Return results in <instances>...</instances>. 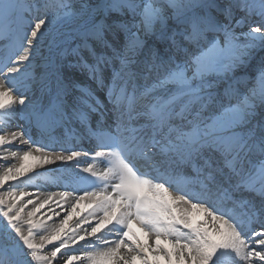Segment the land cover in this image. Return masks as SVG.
Listing matches in <instances>:
<instances>
[{
	"label": "snow or ice",
	"instance_id": "1",
	"mask_svg": "<svg viewBox=\"0 0 264 264\" xmlns=\"http://www.w3.org/2000/svg\"><path fill=\"white\" fill-rule=\"evenodd\" d=\"M0 20V264H264V56L251 63L264 0H0ZM70 23L110 107L88 88L71 95L57 54ZM71 121L96 150L51 142ZM82 156L62 178L72 191L25 190Z\"/></svg>",
	"mask_w": 264,
	"mask_h": 264
},
{
	"label": "bare ground",
	"instance_id": "2",
	"mask_svg": "<svg viewBox=\"0 0 264 264\" xmlns=\"http://www.w3.org/2000/svg\"><path fill=\"white\" fill-rule=\"evenodd\" d=\"M20 2L22 4H27L28 0H20ZM77 3L80 2V0H76ZM226 2H221V4H224ZM236 14V15H235ZM236 11L234 12V16L236 19H238ZM243 14V13H242ZM4 22L2 20H0V25H2ZM243 25H241L240 27L237 28V30L239 31V29L242 27ZM75 27L74 24L70 23L68 26H60V31L64 33L66 40L60 45V49L58 50L59 54L60 52H62L63 54L60 56V61L62 64V69H63V73L64 75L67 76L68 80L72 82V84L78 86V87H83V88H90L92 83L89 80V78L87 76L84 75V73L81 71H79L74 65V59L70 56V54H68L70 51H72L73 49H75L77 47V44L79 43L78 39L74 38V33H73V28ZM247 29V28H246ZM147 45L149 46H153L154 43H157L155 41V37H148L147 41H146ZM145 52H147V48L145 49ZM264 51H259V52H255L253 54L254 58L251 61V63H256L261 56H263ZM49 55V46L47 45L46 42H42L41 47L39 49V51L37 52V61L42 63L43 59L45 57H47ZM140 59H144V56L141 55ZM81 69V68H80ZM235 74L236 75H240L243 76L245 74V70L243 69H236L235 70ZM141 80H144L146 85H151L153 80L155 79V76H152L150 78H148L147 80L143 79V78H139ZM91 84V85H90ZM142 84V83H141ZM77 87H74L72 89V91H74ZM139 90H142L141 88H138ZM33 93L35 96H37V89H33ZM14 162V161H13ZM81 163V160H80ZM8 164L3 162L2 160V156H0V171H2L5 167H7ZM54 167H59V169L62 172H66L67 170H69V166H65L63 164H60L59 162H57L56 164L53 165H47L45 166L43 169L40 170L41 175L39 177H33V181L32 183L25 189L26 191L29 192H36L37 189L39 190V192L41 194H46L49 192H59L53 189H50L46 186H43L42 183L40 182L42 174L44 172L45 169H51ZM177 195V194H175ZM82 206L84 207L85 211L88 210V204L87 202H82ZM29 208H31V205H29ZM47 211V206H45L44 209H41V212H46ZM57 211H59V209H57ZM38 216L40 215V213L37 214ZM63 216V212H61V217ZM192 216L194 219L197 220H202L204 219L203 213L198 211V210H193L192 212ZM54 220H58L59 218L57 217H53ZM76 217H73V220H75ZM49 223H51V221H49ZM71 223V222H70ZM210 226V225H209ZM51 245L48 246V249H51Z\"/></svg>",
	"mask_w": 264,
	"mask_h": 264
},
{
	"label": "rangeland",
	"instance_id": "3",
	"mask_svg": "<svg viewBox=\"0 0 264 264\" xmlns=\"http://www.w3.org/2000/svg\"><path fill=\"white\" fill-rule=\"evenodd\" d=\"M220 2H227V0H220ZM237 13H239V14H237V18L238 19H240L241 18V16L243 15L242 13V11L241 10H239V9H237V10H235ZM234 11V12H235ZM236 15V14H235ZM249 23H251V21H249ZM254 26V25H253ZM241 31H247V29H246V27L245 26H242L240 29H239V31L237 30V33H239V32H241ZM260 50H257V52H259ZM263 56H264V54H263Z\"/></svg>",
	"mask_w": 264,
	"mask_h": 264
}]
</instances>
